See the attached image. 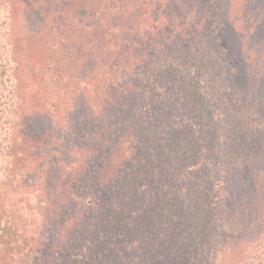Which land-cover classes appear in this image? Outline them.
I'll return each instance as SVG.
<instances>
[{"label": "trees", "instance_id": "obj_1", "mask_svg": "<svg viewBox=\"0 0 264 264\" xmlns=\"http://www.w3.org/2000/svg\"><path fill=\"white\" fill-rule=\"evenodd\" d=\"M163 3L161 0H0V172L8 177L4 178L0 173V180L10 190L6 193L0 190V264H48L49 261L51 264H65L64 245L73 237L63 235L71 233L80 220L73 218L63 223L56 222L49 206L60 193L69 205L80 199L82 193L77 182L79 176L85 173L87 162L88 174L97 177V182H93L92 188L88 190L94 198L89 209L99 213V216H102L104 209L109 211L107 215L117 214L116 227L119 229L122 226L119 219L125 210H120V214V211H116L119 209L117 204L109 209L100 204L101 196H106L105 186L101 183L102 187L97 186L100 171H90L102 167L105 154L111 159L107 163H114L110 155L113 147L118 156L116 164H120V171L116 177L104 176L103 183L113 186L115 180L119 192L125 194L130 189L131 177L128 171L138 172L144 168L141 157L145 158L148 151L152 153L151 160L154 155L159 165H165L172 151L161 155L160 143L167 145L177 140V143L183 144L189 140L183 131H174L181 111L175 112L171 104L174 85L168 74L169 65L161 63L158 69L160 74L156 71L151 75L147 70L174 41L182 37L199 39L201 42L205 40L208 45L206 48L211 53L208 56L215 53L216 49L219 50L216 44L231 50L227 46L230 29L225 23L227 17L223 15L221 0H183L180 14L173 11L174 7L177 8L175 4H178V0ZM20 5L26 11L33 10L41 20L35 36L32 31L26 32L20 25L16 14ZM61 31L64 35L61 37L63 43ZM153 32L159 34L157 40L152 39ZM161 34H167V39L162 40ZM19 37H23L26 43L22 44ZM27 37L40 44L38 57L43 65L39 69L43 74L57 69L58 76L67 74L61 86L56 83L55 89H50L51 94L42 92L40 99L47 106V116L55 117L62 112V117L68 120L80 109L76 101L84 98L85 103H88V120L93 121L90 123L101 122L99 129L92 133L91 142L96 143L97 138L98 143H104L101 147L93 146L96 152L91 151V142L88 148H77L80 142H73L74 148L70 149V143L64 144L68 141L58 136L57 127L51 126L50 134L31 127L34 118L42 111L35 108L20 111L23 107L19 108L18 101L13 98L15 91L10 73L15 69V62L16 68L20 69L19 53L27 51ZM86 46L88 54L84 53ZM60 51L62 55L58 58ZM87 58L92 63H88V68L81 71L84 66L79 62ZM28 70L33 72V67L29 65ZM261 81L263 85L264 79ZM258 90V99L264 105V90ZM179 96L180 92L178 99ZM33 99L29 98L27 103L30 105ZM211 117H215L214 112ZM50 139L59 142L61 139L62 144H55V148L51 149ZM41 144L47 146L50 153L54 152V156L48 151L39 154L32 152L34 148H40ZM74 149L80 153L76 159L69 161L66 152L70 150L73 154ZM192 151L194 149L191 148L184 151L177 159L181 163H188L194 155ZM225 157H222L218 165L220 167H217L222 173L220 179L209 184L208 194L211 187L214 192L205 197L209 204H213V217H207L206 220L215 221L217 231L225 233L226 239H231L221 243L224 251L235 245L233 233L238 232L237 224L245 232L246 244L254 249L264 247L263 235L260 233L264 219V165L256 169L259 162L264 164V154L244 156L235 152L233 159H229L230 163H227ZM47 158L50 161L48 165ZM206 159L208 165H213L210 157ZM201 164L196 162L194 167L188 163L185 171L189 173L190 167L192 174ZM48 168L52 170L48 171ZM114 169L111 168L112 173ZM28 170L35 177L33 181L39 185L37 196L33 190H29L28 180H22ZM11 178L17 182L15 191L8 182ZM52 179L68 185L65 188H54L49 185ZM202 181L204 183L205 180ZM112 198L114 203H117L118 198L120 200L116 195ZM7 200L10 201L9 205L5 204ZM246 214L249 216L247 227L243 224ZM116 227L111 229V233L115 232ZM241 260H237L236 264Z\"/></svg>", "mask_w": 264, "mask_h": 264}, {"label": "rangeland", "instance_id": "obj_2", "mask_svg": "<svg viewBox=\"0 0 264 264\" xmlns=\"http://www.w3.org/2000/svg\"><path fill=\"white\" fill-rule=\"evenodd\" d=\"M182 1L178 0V4H175L177 8L172 9L176 14L181 13L179 8L183 7ZM221 1L223 15L227 17L225 23L230 29V41L227 46L231 50L216 44L220 51L216 49L215 53L208 56L210 52L206 48L208 45L205 40L201 42L199 39L182 37L174 41L173 45H170L147 70V73L151 75L156 71L160 74L159 65L161 63L164 66L169 65L170 73L168 74L174 85L171 92V104L175 112L181 111L179 119L175 122L174 131L180 130L181 133L183 131L185 135H188L189 140L183 144L177 143V140L176 143L168 142L167 145L160 143L161 155L172 151V156L165 165H159V160H156L154 155L151 160L152 153L149 154L148 151L145 158L141 157V160H144L142 163L144 168L138 172L128 171L127 174L131 177L130 189L126 190L125 194L119 192L120 188L114 184L115 180L113 186L103 183L104 176L116 177L118 170L120 171L118 167L120 164H116L118 156L113 147L111 149L113 153L110 155L114 163H107L111 162V159L108 154H105L102 167L90 171H100L97 186H101L100 183L105 186L103 188H105L106 196H101L100 204L108 209L117 204L119 209L116 211L125 210L119 219L122 226L119 229L116 227L118 220L115 215L117 214L107 215L109 211L104 209L102 216H99V213L89 209V204L94 198L88 190L92 188L93 182H97V177L95 174H88V162L85 173L79 176L77 182L82 193L80 199L69 205V202L65 203L62 193L53 198V204H50L49 209L53 212L56 222L63 223L73 218L80 220L71 233L63 235L67 238L70 235L73 237L64 245L65 264H236V261L241 259L238 264H264V247L259 246L254 249L250 244H246L245 232L240 225L236 226L238 232L233 233L236 238L235 245L224 251L221 243L231 239L229 237L226 239L225 233L217 231L215 221L206 220L207 217H213V204H209L205 197L214 192L211 187V192L208 194L209 184L220 179L222 173L217 167H220L218 165L222 157L228 155L225 160L230 163L229 159H233L235 152L244 156L264 154V105L257 94L258 89L264 90V84L261 85V80L264 79V0ZM161 2L163 5V2L168 4L172 0H161ZM17 10L16 14L19 16L22 28L26 32L32 31L35 36L41 20L33 10L26 11L22 5L18 6ZM160 12L162 13L161 9ZM167 34H161L162 40ZM158 35L153 32L152 39L157 40ZM63 36L61 31L60 38ZM132 36L130 34V38ZM18 39L23 41L22 44L26 43L23 37ZM26 40L27 51L19 53L20 69L16 68L15 62L13 63L15 69L10 73L15 91L13 98L20 104L17 106L23 107L20 109L22 112L31 108L42 111L38 112L40 114L34 118V125L31 127L40 128L48 134H50L51 126L57 127L58 136L68 141L64 144L70 143V149L74 148L73 142L81 143H78L77 148H88L93 140L92 133L99 129L101 122L90 123L93 121L88 120V103H85L84 98L76 101L80 109L68 120L62 117V112L55 117L47 116V106L40 99L42 92L51 94L50 89L54 90L56 83L61 86L66 81L67 74L58 76V69L52 73L49 71L50 78L49 72L43 74L39 69V66L43 65L41 58L38 57L41 51L40 44L29 37ZM86 48L84 53L88 54V48ZM61 55L60 51L58 58ZM229 62L230 65H228ZM88 63H92L91 60L88 61V58L80 60L79 64H83L84 68L78 69L83 71L88 68ZM29 65L33 67L34 74L32 71L29 72ZM59 71L61 73V70ZM174 76L179 78L175 79ZM57 77L58 80H56ZM178 92H180L181 102L177 98ZM31 97L34 99L29 105L27 102ZM18 111L16 110V113ZM212 112L215 117H211ZM61 139L60 142L50 139V148H55V144L58 143L61 145ZM211 139L216 142V145H213ZM94 143L91 142V149L94 145L104 146V143H98L97 138ZM201 146L204 147L201 149ZM190 148L194 149V152L192 151L194 155L188 163L192 166L196 162L203 163L198 165L192 174H190L192 171L190 167L189 173L185 171L188 163H181L177 159ZM34 149L32 152L38 154L48 151L44 144ZM73 151V154L70 150L66 152L69 161L76 159L77 154L80 153L76 149ZM91 151L96 152L95 149ZM50 154L54 156V152ZM207 157L213 160V165L207 164ZM49 162L47 158L46 165ZM263 165L259 162L256 169ZM112 167L115 168L113 173ZM50 170L52 169L48 168V171ZM24 174L22 180H28L29 190H33L37 196L40 189L38 183L33 181L35 177L29 170ZM209 175L211 178H207ZM203 176L207 179H203ZM12 180L14 179L11 178L8 182L15 191L17 182ZM52 180L49 185L51 184L54 188H65V185H68L66 182H59L60 180ZM202 180H205L204 183ZM1 182L2 180H0V190L4 193L9 192L10 190ZM47 189L48 187H46V193ZM113 195L120 197L117 203H114ZM5 204L9 205L10 201L7 200ZM142 217L145 218L142 220ZM247 217L249 216L246 214L243 222L246 227ZM113 227H116L117 233L114 229V233H111ZM100 232H102L101 235ZM260 233L264 240V219ZM216 236L219 240H216ZM48 264L51 262L49 261Z\"/></svg>", "mask_w": 264, "mask_h": 264}]
</instances>
